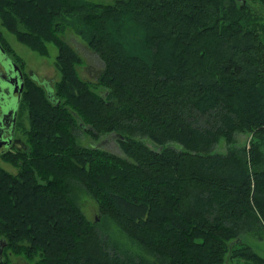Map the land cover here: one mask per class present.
Listing matches in <instances>:
<instances>
[{"label": "trees", "instance_id": "16d2710c", "mask_svg": "<svg viewBox=\"0 0 264 264\" xmlns=\"http://www.w3.org/2000/svg\"><path fill=\"white\" fill-rule=\"evenodd\" d=\"M1 26L41 55L55 45L61 78L50 95L26 79L27 150L4 156L17 174L0 168V264H264L246 238L264 235V0H0L20 63ZM67 29L103 62L96 82ZM79 132L116 134L124 155ZM242 133L249 149L215 152ZM107 219L149 257L119 249Z\"/></svg>", "mask_w": 264, "mask_h": 264}, {"label": "rangeland", "instance_id": "374dc122", "mask_svg": "<svg viewBox=\"0 0 264 264\" xmlns=\"http://www.w3.org/2000/svg\"><path fill=\"white\" fill-rule=\"evenodd\" d=\"M97 4L111 5L118 0H88ZM263 22V19L261 20ZM1 30L6 38L7 42L10 44L14 53L18 55L19 58L23 59L26 63V67L29 70L34 68V70L39 74L41 81L47 83L49 89L48 92L53 91L54 83L59 81L61 78L59 70L56 68V57L58 55V49L55 45L49 44V53L47 55H41L36 51H33L28 46L22 44L14 34L9 32L7 29L1 26ZM63 39L69 43L73 48H75L84 58V64L79 69L81 76L89 81L96 82L101 71L104 67L103 62L100 57L89 49L86 42L76 35L72 29H67L63 35ZM28 115L27 111H25ZM25 114V120L22 118L21 122L17 126V138L21 139L23 142L27 143V132L31 130L30 121L28 116ZM80 143L83 146H97L104 148L114 154L123 156V152L120 148L118 137L116 134L104 135L94 141L89 135L84 132H79ZM252 141V135L248 133L237 134L235 143L231 146L226 145L224 140H221L220 144L216 147L215 152L226 153L229 148L237 149L242 152L249 149ZM147 144L152 147V143L147 140ZM0 168L12 173L17 174L19 169L12 162L1 159ZM79 203L82 207L83 212L90 221H102L101 214L98 210V204L96 201L88 195L85 191L81 192L79 195ZM102 225L99 229L102 232H107V236L110 240L115 243L119 249L127 250L131 254L141 255L149 257V255L135 242L127 237V235L111 220L107 219L101 222ZM248 242L254 247L255 251L264 256V235L262 231L252 232L246 234ZM11 264H28L23 259L16 256L10 255ZM226 264H244L239 259L228 260Z\"/></svg>", "mask_w": 264, "mask_h": 264}, {"label": "flooded vegetation", "instance_id": "af4514ba", "mask_svg": "<svg viewBox=\"0 0 264 264\" xmlns=\"http://www.w3.org/2000/svg\"><path fill=\"white\" fill-rule=\"evenodd\" d=\"M26 66L23 59L17 62L0 41V160L8 153L27 150L25 142L16 136L18 123L25 120L26 113L21 112L20 104L26 79H33L49 91L34 68L28 70Z\"/></svg>", "mask_w": 264, "mask_h": 264}, {"label": "water", "instance_id": "95a60500", "mask_svg": "<svg viewBox=\"0 0 264 264\" xmlns=\"http://www.w3.org/2000/svg\"><path fill=\"white\" fill-rule=\"evenodd\" d=\"M52 93H53V91L49 92V95L52 94ZM4 244L0 242V255L2 254Z\"/></svg>", "mask_w": 264, "mask_h": 264}]
</instances>
